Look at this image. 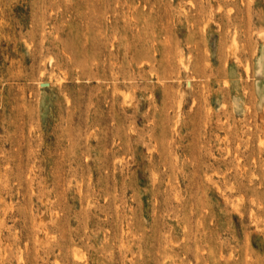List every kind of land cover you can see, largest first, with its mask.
<instances>
[{
	"label": "rangeland",
	"instance_id": "374dc122",
	"mask_svg": "<svg viewBox=\"0 0 264 264\" xmlns=\"http://www.w3.org/2000/svg\"><path fill=\"white\" fill-rule=\"evenodd\" d=\"M0 264H264V0H0Z\"/></svg>",
	"mask_w": 264,
	"mask_h": 264
}]
</instances>
